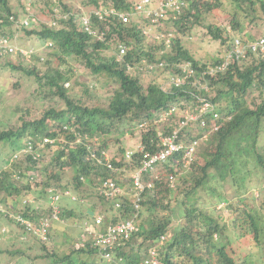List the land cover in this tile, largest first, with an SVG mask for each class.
<instances>
[{"label":"trees","instance_id":"16d2710c","mask_svg":"<svg viewBox=\"0 0 264 264\" xmlns=\"http://www.w3.org/2000/svg\"><path fill=\"white\" fill-rule=\"evenodd\" d=\"M57 1L59 4L54 6H59L61 10H75L68 2ZM133 1L135 0H82L79 3L88 8L104 4L127 9ZM29 2L31 7L42 3L38 12L35 11L40 18L46 19L51 16L54 0H30ZM235 2L238 9L231 20L234 30L240 29L239 11L254 10L259 3L264 13V0H235ZM220 4V0H190V7L174 22L175 37L172 39L171 48L163 54L159 53V49L164 46L148 44L147 38L141 34L136 24L121 23L118 19L100 24L106 30L104 40L92 39L81 30L79 24L70 18L59 19L57 28H48L43 23L36 27H22L26 36L33 35L41 41L54 42L55 45L49 48L51 53L47 58L44 57L46 69L40 71L36 65L31 66L24 61H16L10 56L0 58V64L5 68L33 76L41 89L47 88L52 96H57L63 101L65 107L59 110L51 107L43 115L31 121L22 119L21 125L16 128L0 131V141L11 145L12 150L21 148L24 145L23 138L28 136H32L33 139L37 135L54 138L53 143L45 144L40 148V163H42L40 167H37L36 160L28 157L25 161L17 162L25 163V166L18 164L22 168L20 172H17L20 179L13 177V170H1L0 202L7 206V201H4L5 196L16 194L18 198L20 193L28 196L34 187H41L42 193L52 186L58 189H70L68 181H63L62 177V174L69 169L74 174L73 187L70 191L76 195L80 193V196L87 194L85 193L87 189L96 191L97 177L115 178L117 173H113L89 157L85 145H74L76 139L87 135L86 143L93 144L92 139L98 137V150H107V140L100 141V135L117 129L124 123L123 121L134 122L133 126L136 127L144 121H150L151 117L157 115L162 109L180 100L182 93L165 92L158 83L152 81L144 87L138 75L126 71L124 65L117 62L113 56L101 57V51L109 49L110 46L116 49L117 43H123L127 48L128 60L132 56L136 58L146 56L151 60L163 59L172 63L191 60L194 66L205 63L195 59L184 46L182 35L188 34L191 26L198 23L204 13L218 8ZM26 12L25 6L13 12L8 0H0V33L13 38L19 27H14V23L9 19L10 15L18 18L21 16L20 13ZM208 29L214 39L226 41L222 38L219 27L212 29L209 25ZM241 37L245 41L255 38L246 33H242ZM70 56L83 62L93 74L105 72L118 84L106 107L89 105L81 98L70 97L67 94L64 84L74 75L67 60ZM54 62H57V65H54ZM211 86L212 100L218 102L221 109L231 116V119L213 134L214 140H210V142L216 141L214 151H199L197 159L188 170L184 171L180 164L174 163L171 159L169 163L158 165V169L156 168L154 172L143 175L144 180L153 182V187L144 193L140 202L139 231L114 251L115 260L122 257L130 264H142L148 248L157 245L160 264H237L224 244V225H221L212 214L200 210V206H193L190 203V197H194L196 190L204 188L216 196L217 202H227V198L217 193L215 187L209 184L215 180L221 187L220 183L228 178L242 196L249 189L247 180L252 172L250 168L253 174L257 175L256 186L260 188L261 184L264 185V151H257L264 120V54L249 53L246 58L233 61L228 69L212 78ZM253 87L259 89L263 97L255 108H250L244 106L240 99L245 98ZM222 101L225 102L224 105ZM151 131L152 127L148 125L139 134L148 148L151 145L149 143ZM37 143V141L34 142L35 147L38 146ZM124 151L125 146H120V153L113 155L111 163L129 171L137 169L140 165L139 153H135L132 160H126L123 157ZM47 155L48 160H46ZM200 157L203 162H199ZM161 169L165 171H160ZM26 171H31L34 175H37L39 171V180L37 177L31 179L30 175H26ZM170 175L175 176L174 187L169 186ZM81 176L84 180L80 179ZM97 197L103 201L100 196L97 195ZM165 197L174 199L176 204L181 206L179 214L185 219V223L174 227L171 233H169V226L177 211L168 203L166 205L162 203ZM66 198L68 199V196ZM121 204L122 207L119 209L110 205L111 212L114 210L111 214L113 216L110 218L106 215V221L108 219L116 221V218L120 216L125 218L132 212L131 196H123ZM230 207L232 205H228V208ZM261 208L264 209V206L261 205ZM89 211L94 212V215L97 213L92 206L87 207L81 214L90 218L92 215ZM161 211H168V213L164 215ZM233 211L236 213V208L230 209V214ZM20 212L25 218L34 222L46 213L44 210H35L29 206H25ZM260 212L259 208L253 206L245 210L243 214L252 227L255 241L261 243L264 235V220ZM0 215L11 220L9 215L2 213ZM71 216H76L75 211L64 205L61 217ZM17 227L22 228L18 223ZM162 235H165L166 239L162 244H158ZM33 239L46 250L44 256L50 259L51 264H116L115 260L107 262L98 256L97 249L90 245V241H86L81 247L71 248L62 255H58L47 250L46 242ZM141 248L144 254L139 252ZM17 253L22 254V251ZM92 255L98 256L100 263L88 260ZM33 259L30 258L31 261ZM31 261L29 264L32 263Z\"/></svg>","mask_w":264,"mask_h":264},{"label":"built area","instance_id":"2783aa9c","mask_svg":"<svg viewBox=\"0 0 264 264\" xmlns=\"http://www.w3.org/2000/svg\"><path fill=\"white\" fill-rule=\"evenodd\" d=\"M55 1V0H54ZM210 1V0H202ZM57 5L58 2L55 1ZM190 7V0H135L127 9L115 8L110 5L101 4L99 7L84 8L77 10H61L58 6L52 7V14L48 18H40L31 11L30 6L26 7V13L19 19L10 20L14 26L30 27L43 23L48 28L57 27L59 19H71L79 24L81 30L92 39L104 40L106 30L100 24H106L118 19L121 23L132 22L143 36L147 38L148 44H160L164 46L159 49L163 54L171 48L172 39L175 37L173 24ZM16 35L13 38L0 33V58L10 56L12 59L23 58L29 60L35 49L33 47H23L16 42ZM53 42L46 41L45 46L51 47ZM249 53L264 54V34L253 39L243 40L241 36H234L229 42V46L221 57L213 62L193 65L191 60L165 61L151 60L146 56L136 58L132 56L127 59V48L123 43H117L116 61L124 65L126 71L134 75L145 74H165L166 78L160 88L165 92L182 93L180 100L162 109L157 115L151 117L150 121L139 124L140 129H146L148 125L152 127L149 145L142 142L141 137L136 139L129 149H125L123 157L132 160L135 153H139L140 165L135 170H125L124 167H117L111 163L112 157L107 150H98L94 143L97 138H93V144L86 143L87 135L79 136L74 145L83 144L87 147L88 155L96 163L107 167L113 173H117L115 178L97 177L96 189L98 196L109 201L114 208L122 207L123 196L132 197V212L125 218L121 216L116 221L105 220L103 214L95 215L91 221L84 220L81 224L83 236H90L93 246H95L100 256L107 262L114 259V251L137 231H139L140 202L146 191L153 187L151 180H144L143 175L155 171L158 165L169 163L171 159L174 163L180 164L188 170L197 158L199 144L208 139L231 119L230 115L222 114L223 110L218 102L212 100L211 80L218 74L229 68L233 61H239L248 56ZM42 59V57H41ZM145 127V128H144ZM141 130L139 131L140 134ZM54 142V138L45 136L39 143L43 146L46 143ZM40 145L34 146L31 140L25 141L21 149L13 153L11 161L19 157L30 156L33 160L41 157ZM17 170V169H16ZM128 172L125 179L128 180L127 187H124L120 173ZM19 172V170H17ZM36 175L31 174L33 179ZM84 180L83 177H80ZM170 187L175 186V176L168 177ZM68 196L72 201L79 200L70 190H58L55 187H48L44 193L42 201L45 203L44 209L48 210L37 222L26 219L19 214H10L24 229L39 237L42 241L49 240V232L55 222L63 221L60 217V198ZM84 199L80 198V201ZM35 203V199H24L23 203ZM38 208L39 204H35ZM111 218V217H110ZM166 239L165 235L160 237L158 244H162ZM116 264H130L124 258L118 257ZM142 264H160L158 259L157 245L150 246L147 250Z\"/></svg>","mask_w":264,"mask_h":264},{"label":"rangeland","instance_id":"374dc122","mask_svg":"<svg viewBox=\"0 0 264 264\" xmlns=\"http://www.w3.org/2000/svg\"><path fill=\"white\" fill-rule=\"evenodd\" d=\"M29 1L30 0H8V4L14 12L22 6H25ZM63 1L73 5V9L79 8V6L83 7V5H80V1L82 0ZM220 1L221 4L218 8L204 13L200 21L191 26V31H189L188 34L182 35L184 46L193 54L195 59L201 62H213L217 60L218 57H221L233 36H241L242 33H246L253 37H258L264 34V13L259 7V3L255 6L254 10H248L246 12L239 11L240 29L234 30L231 20L234 12L238 9L235 4L236 2L235 0ZM41 6L42 3L32 7V9L38 12ZM20 15H22V13H20ZM209 25L212 29L219 27L222 31V38L226 41L221 42V40L214 39L208 29ZM15 35L17 44L26 47L35 46L37 49H40L41 54L44 57L46 56V58L51 53L50 49H46L42 46L43 42L39 38L33 35L26 36L20 27L19 30L15 32ZM100 56L106 58L113 56L116 60V49L110 46L109 49L101 51ZM16 60L20 61L18 58ZM67 60L69 67H71L70 69L74 73L71 80L64 84V87L67 88V94L70 97L81 98L89 105L106 107L112 97L114 89L118 86L114 79L105 72L93 74L89 68L84 66L83 62L73 56L67 57ZM44 61L45 59L41 61L33 58L30 63H26L31 66L36 65L40 71H44L46 69ZM54 65H57V62H54ZM165 76L166 75L162 73L138 75L144 87H146L150 81L156 82L158 85L162 84L165 81ZM262 97L261 91L253 87L250 89V92L245 95V98H241L240 100L243 101L244 106L255 108V106L261 102ZM224 103L225 102L222 101L223 105ZM51 107L59 110L65 106L63 101L57 96H52L47 88L41 89L33 76H27L19 71L11 70L7 67L5 68L0 64V131L8 128H16L21 125L22 119L31 121L43 115V113ZM222 114H226V112L223 111ZM123 122L124 123L117 129L99 136L100 141L103 142L107 140V152L110 157L120 153V146H125V149H129L130 145L139 138V131L141 130L142 132L143 130L140 129L139 126H133L134 122ZM213 137L214 135L200 142V152L206 150L214 151L216 141L210 142V140H214ZM259 138L257 151L263 152L264 120ZM98 140L99 139H97L94 145L98 144ZM11 150V145L4 141H0V171L4 169V163L8 162L11 158ZM8 157L10 158L8 159ZM46 160H48V155ZM199 162H203L202 157H200ZM250 169L252 172L247 180L249 189L242 196L239 194L236 186L232 185L229 178L220 183L221 187L218 186L219 183L213 180L209 185L215 187L217 193L219 192L226 197L227 202H217L216 196L210 193L209 190L201 188L196 190L194 197H190V203H192L193 206H200V210L212 214L218 219L221 225H224L225 235L223 241L229 254L234 257L237 264H264V235L262 236L261 243L260 241L256 242L252 227L243 214L245 210L255 206L261 210L260 213H262L264 220V209L261 208V205L264 206V204H262V201H264V185L261 184L260 188L256 186L258 181L257 175L253 174L252 168ZM160 171H165V169H161ZM73 175L71 169L66 170L62 174L63 181H68L70 189L73 187ZM127 175L128 172L125 171L120 173V177L125 184L124 187H127L128 184V180L125 179ZM96 192L97 189L96 191L95 189H87L85 192L87 194L80 196L81 194L77 193V195L86 200L83 204H80L79 201L71 202L67 198L62 200V204L66 205L68 208H72L76 216L66 217L63 219V223H58V226L56 225L55 228L53 227L49 242L45 244L48 251H53L58 255H62L69 249L81 247L86 243L81 240L83 231L79 228V225L83 223L84 220L91 221L90 218L81 214L87 207L94 206L96 212L98 211L105 216L112 214L114 210L112 209L113 211L111 212V203L99 200L97 197L98 193ZM35 193L36 190L34 189L29 196H33ZM21 195H23V193L19 194L16 199L17 202L14 199V196L17 197L16 194L5 196L4 201H8L10 205L14 201L15 206H18L25 198ZM162 203L164 205L168 203L171 208L173 207L177 211V213L173 215L169 226V233H171L174 227L183 225L185 219L182 218L183 215L179 214V212H181V206L177 205L174 199L165 197ZM228 205H232V207L228 208ZM235 208L236 213L233 211L230 214V209L234 210ZM161 213L166 215L168 211H161ZM20 236L21 234H19L14 223L0 215V264H29V261H31L30 258H34L31 264H51L50 259L44 256L46 250L40 247V243L27 236L25 240H21V238H19ZM17 251H22V254L17 253ZM139 252L144 254L143 248H141ZM98 256L100 255L98 254ZM98 256L92 255L88 260H94L95 263H100L101 260Z\"/></svg>","mask_w":264,"mask_h":264},{"label":"clouds","instance_id":"9594fccd","mask_svg":"<svg viewBox=\"0 0 264 264\" xmlns=\"http://www.w3.org/2000/svg\"><path fill=\"white\" fill-rule=\"evenodd\" d=\"M55 1H57V0H55ZM55 1H54V3H53V6L55 5ZM58 2V1H57ZM58 4H59V2H58ZM30 6V8H31V11H33L35 14H36V12L32 9V7H31V5H30V2H28L26 5H25V9H26V7L27 6ZM52 6V7H53ZM79 7H81V6H79ZM84 8H88V7H85V6H83ZM58 8H59V6H58ZM60 9V8H59ZM78 9V8H77ZM77 9H75V10H77ZM25 13H23L21 16H19L18 18H15L13 15V17H14V19H19V18H21L23 15H24ZM11 16V15H10ZM12 21V20H11ZM37 25H39V24H36V25H33V26H30V27H36ZM46 26V25H45ZM15 27V26H14ZM17 27H20V28H22V26H17ZM55 28H57V27H55ZM15 35V34H14ZM234 37V36H233ZM232 37V38H233ZM231 38V39H232ZM49 41V40H48ZM16 42V41H15ZM43 42V47L44 48H51V47H53L55 44H54V42L53 41H51V42H53V45L51 46V47H46L45 46V43H46V41H42ZM19 45V44H18ZM22 46V45H21ZM23 47H26V46H23ZM28 47H33L34 49H35V54H33L32 55V57L29 59V60H25V59H23V58H18L20 61H24L25 63L26 62H31V60L33 59V58H35V59H38V60H41V61H43L44 60V56L41 54V52H40V49H37V47H35V46H28ZM41 57H42V59H41ZM14 60H16V59H14ZM17 61V60H16ZM26 64H28V63H26ZM66 86H67V83H66ZM43 137H45V136H43ZM43 137H40L39 135H37L36 137H35V139H33V137L32 136H28V137H25L24 139H23V144L25 145V141H27V140H31L33 143L34 142H38L37 144L38 145H40L39 143H41L42 141H43ZM53 143V142H52ZM46 144H48V143H46ZM23 145V146H24ZM22 146V147H23ZM43 146H45V144L43 145ZM43 146H41L40 145V147H43ZM19 149H21L20 147L17 149V150H19ZM17 150H11L12 151V153H11V155H10V157L12 158V155H13V153H15ZM10 157H8V159L10 158ZM28 157H30V156H27V157H19L18 159H15V160H13V161H11V158L9 159V161L8 162H6V163H4L5 164V167H4V169H10V170H13L14 171V174H13V177L15 178V179H20V175L17 173V170H19V172L22 170V168H20L19 167V165L18 164H21V165H23V166H25V163H17L18 161H25V159H27ZM31 158V157H30ZM7 159V160H8ZM37 161V163H36V165H37V167H40L41 166V164L42 163H40V159L39 160H36ZM17 169V170H16ZM39 172V171H38ZM37 172V175H36V177H37V179L39 180V177H40V175H39V173ZM0 174H1V171H0ZM26 175H31V171L30 172H28V171H26ZM34 175V174H33ZM53 187V186H52ZM56 188V187H55ZM36 190V193H35V195H31V196H29L30 194H31V192H30V194L27 196V195H21V196H23V197H25L24 199H35L36 200V202L35 203H32V202H29V203H26V204H24L23 203V201H24V199L22 200V202H21V204L20 205H18V206H15V203H14V201H13V203L10 205V203L7 201V206H5L3 203H1L0 202V205H1V207H0V213H2V214H4V215H9L10 216V218H11V221L14 223V225H15V227L17 228V230L19 231V234H21V236L19 237V238H21V240H25V238H26V236L27 237H31V238H35V239H37V240H39V241H42L39 237H37L36 235H33V234H31V233H28L25 229H24V227L22 226V228H18L17 227V221L15 220V218L13 217V216H11L10 214H19V215H21L22 217H24L25 218V216L24 215H22V213L20 212V210L21 209H23L25 206H29L30 208H33V209H35V210H44V211H46V213L44 214V215H46L47 213H48V210H46V209H44V207H45V203H44V201H42L41 199H43V197H44V193H42V190H41V187H34V188H32V190L31 191H33V190ZM58 189V188H57ZM58 190H60V191H62V190H66V189H58ZM68 190H70V189H68ZM71 192V191H70ZM73 195H75L76 197H78L79 198V200H75V201H73V202H80V203H84L86 200L84 199V198H82V197H80L79 195H76V194H73ZM66 197L67 196H62L61 198H60V202H59V204H60V217H61V210H62V207L64 206L62 203H63V199H66ZM80 198H82V199H84L83 201H80ZM8 199H10V198H8ZM14 199H15V201H16V199H17V197H15L14 196ZM68 199L72 202V200L68 197ZM104 201H106V200H103V202ZM17 202V201H16ZM106 202H109V201H106ZM109 203H111V202H109ZM35 204H39V207L38 208H36L35 207ZM112 204V203H111ZM110 204V205H111ZM69 205V204H68ZM113 205V204H112ZM15 206V207H14ZM11 207H13V210H11ZM116 209V208H115ZM90 212V215H92V217H90V219L92 220V218L95 216V215H97V214H101L100 212H98L97 211V213L94 215V212H92V211H89ZM105 216V215H104ZM113 215H109V216H107V217H112ZM106 217V216H105ZM41 218V217H40ZM39 218V219H40ZM26 219H28V218H26ZM61 219L63 220L64 218L63 217H61ZM58 223H63V221H60V222H55L54 224H53V226H52V228H51V230L53 229V227L55 228L56 227V225L58 224ZM19 224V223H18ZM82 224V223H81ZM81 224L79 225V228H81ZM20 225V224H19ZM55 225V226H54ZM58 226V225H57ZM51 230H50V232H49V239H50V233H51ZM82 230V229H81ZM83 234V233H82ZM81 240L82 241H84V243L86 242V240L87 241H90L91 242V244H92V246H93V243H92V240H91V238H90V236H83V235H81ZM42 242H49V240L48 241H42ZM93 247H95V246H93ZM96 248V247H95ZM97 249V248H96ZM98 251V250H97ZM99 253V252H98ZM100 255V254H99Z\"/></svg>","mask_w":264,"mask_h":264}]
</instances>
